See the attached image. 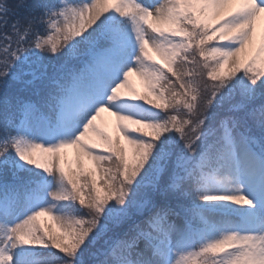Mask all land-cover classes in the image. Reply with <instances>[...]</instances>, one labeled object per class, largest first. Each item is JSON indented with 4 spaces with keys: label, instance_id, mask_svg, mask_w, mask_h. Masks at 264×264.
Returning <instances> with one entry per match:
<instances>
[{
    "label": "snow or ice",
    "instance_id": "obj_1",
    "mask_svg": "<svg viewBox=\"0 0 264 264\" xmlns=\"http://www.w3.org/2000/svg\"><path fill=\"white\" fill-rule=\"evenodd\" d=\"M0 264H264V0H0Z\"/></svg>",
    "mask_w": 264,
    "mask_h": 264
},
{
    "label": "rangeland",
    "instance_id": "obj_2",
    "mask_svg": "<svg viewBox=\"0 0 264 264\" xmlns=\"http://www.w3.org/2000/svg\"><path fill=\"white\" fill-rule=\"evenodd\" d=\"M132 81H133V85L134 87L137 89L138 92H143L144 88H143V82L140 80L139 77H132ZM107 119H109V121H111L112 118L110 117H106ZM67 151V157L69 160H74L75 159V152L73 149H68Z\"/></svg>",
    "mask_w": 264,
    "mask_h": 264
},
{
    "label": "bare ground",
    "instance_id": "obj_3",
    "mask_svg": "<svg viewBox=\"0 0 264 264\" xmlns=\"http://www.w3.org/2000/svg\"><path fill=\"white\" fill-rule=\"evenodd\" d=\"M133 77H136V76H133Z\"/></svg>",
    "mask_w": 264,
    "mask_h": 264
}]
</instances>
